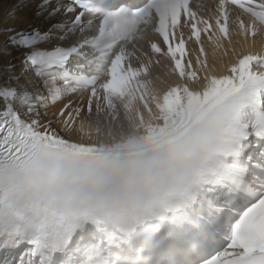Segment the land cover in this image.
Masks as SVG:
<instances>
[{"label": "snow or ice", "instance_id": "obj_1", "mask_svg": "<svg viewBox=\"0 0 264 264\" xmlns=\"http://www.w3.org/2000/svg\"><path fill=\"white\" fill-rule=\"evenodd\" d=\"M35 15L49 23L0 27L35 76L0 86V264H92L73 193L123 131L163 153L140 169L152 202L132 218L147 264H264V0H39ZM205 40L231 52L222 72ZM165 58L178 81L162 86Z\"/></svg>", "mask_w": 264, "mask_h": 264}, {"label": "bare ground", "instance_id": "obj_2", "mask_svg": "<svg viewBox=\"0 0 264 264\" xmlns=\"http://www.w3.org/2000/svg\"><path fill=\"white\" fill-rule=\"evenodd\" d=\"M39 3V0L36 1H29V0H0V27L3 28H15L16 31H30L32 27L34 26H40L42 27L44 24L49 23L45 20H43L40 17H37L35 15V6ZM7 23H4L5 19L8 18ZM54 22V21H53ZM236 37H233L232 44L236 48V50L239 52L241 50H247V47L243 44V39L239 38L240 43H237ZM227 46V42L224 43ZM7 48L8 54H4L2 51H0V86H3L6 81L9 80V77L11 75H16L21 77V83L25 84L29 81L35 80V76L33 75V72L31 70V67L27 65L24 69L27 72H22V67L20 66V63L24 61L23 55L20 51L16 50L11 44L8 43L7 36L0 35V49ZM223 49L216 50L214 53L213 46H210L206 50L207 58L209 63L211 64L213 60H215V69L216 71L222 72L224 68L229 64L233 56L231 52H229L228 56L223 55ZM195 57V55H194ZM162 65H163V72L159 77V81L157 83L159 84L162 79L168 80V78H171L173 76V71L169 68L168 62L165 59H162ZM9 64L15 66V72L9 73L7 71V67ZM4 68V70L2 69ZM165 74L167 76H165ZM14 83V82H13ZM162 86H166L165 83L162 84ZM31 91H41L40 89H30ZM74 100L77 99L76 96L72 97ZM87 93L84 94V99L86 101ZM67 101H60V102H54L50 103L46 111L49 115H51L53 112L56 111L57 108L61 106L62 103H65ZM1 105L3 106V112L5 110V105L3 100H0ZM129 134H133L131 131H123V132H116L112 136H102L101 141H110V142H118L122 138H126Z\"/></svg>", "mask_w": 264, "mask_h": 264}, {"label": "clouds", "instance_id": "obj_3", "mask_svg": "<svg viewBox=\"0 0 264 264\" xmlns=\"http://www.w3.org/2000/svg\"><path fill=\"white\" fill-rule=\"evenodd\" d=\"M154 155H160V156H162L163 155V153H154V154H152V156H151V158L154 156Z\"/></svg>", "mask_w": 264, "mask_h": 264}, {"label": "rangeland", "instance_id": "obj_4", "mask_svg": "<svg viewBox=\"0 0 264 264\" xmlns=\"http://www.w3.org/2000/svg\"><path fill=\"white\" fill-rule=\"evenodd\" d=\"M24 69V68H23ZM1 76V75H0Z\"/></svg>", "mask_w": 264, "mask_h": 264}]
</instances>
